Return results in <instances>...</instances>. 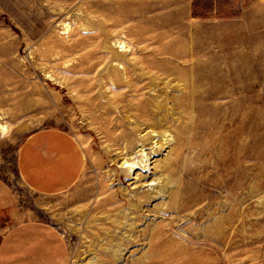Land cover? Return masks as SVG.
Masks as SVG:
<instances>
[{"label": "rangeland", "instance_id": "374dc122", "mask_svg": "<svg viewBox=\"0 0 264 264\" xmlns=\"http://www.w3.org/2000/svg\"><path fill=\"white\" fill-rule=\"evenodd\" d=\"M2 124L0 239L40 220L68 264H264V1L0 0ZM45 128L83 153L57 195L17 172Z\"/></svg>", "mask_w": 264, "mask_h": 264}, {"label": "crops", "instance_id": "0c3cea01", "mask_svg": "<svg viewBox=\"0 0 264 264\" xmlns=\"http://www.w3.org/2000/svg\"><path fill=\"white\" fill-rule=\"evenodd\" d=\"M83 163V153L69 133L45 128L31 133L22 143L17 172L31 191L57 195L73 187ZM68 260L62 235L44 221L17 223L0 239V264H68Z\"/></svg>", "mask_w": 264, "mask_h": 264}, {"label": "bare ground", "instance_id": "6f19581e", "mask_svg": "<svg viewBox=\"0 0 264 264\" xmlns=\"http://www.w3.org/2000/svg\"><path fill=\"white\" fill-rule=\"evenodd\" d=\"M6 130H7L6 125H3V124L0 125V132H6ZM141 139L143 140V135H141ZM123 163L126 165V167L129 168V170L134 171L136 169H139V167L136 166V163L131 161L130 159H126Z\"/></svg>", "mask_w": 264, "mask_h": 264}]
</instances>
